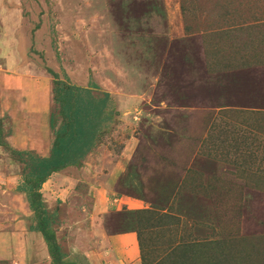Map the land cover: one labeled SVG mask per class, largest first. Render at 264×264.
<instances>
[{
  "label": "rangeland",
  "instance_id": "374dc122",
  "mask_svg": "<svg viewBox=\"0 0 264 264\" xmlns=\"http://www.w3.org/2000/svg\"><path fill=\"white\" fill-rule=\"evenodd\" d=\"M146 2L0 0V119L10 146H0V264H52L42 234L29 230L33 212L17 190L24 165L11 150L50 153L55 72L77 85L97 83L96 92L116 103L84 163L42 187L66 256L82 264H177L170 258L185 252L189 261L201 256L197 264H264V113L225 112L222 124L216 102L214 110L204 106L217 98V81L188 83V56L202 47L222 65L212 57L218 48L231 70L235 53L255 48L254 32L237 28L248 22L264 32V0L155 2L180 22L169 35L160 23L143 25ZM147 35H157L155 43L174 35L181 50L160 41L155 55L142 53L136 43ZM146 94L148 103L134 96ZM132 231L140 257L116 241ZM194 244L200 255L191 254Z\"/></svg>",
  "mask_w": 264,
  "mask_h": 264
},
{
  "label": "trees",
  "instance_id": "16d2710c",
  "mask_svg": "<svg viewBox=\"0 0 264 264\" xmlns=\"http://www.w3.org/2000/svg\"><path fill=\"white\" fill-rule=\"evenodd\" d=\"M54 76L53 93L56 105L49 115L50 130L53 134L50 153L43 156L29 149L11 151L14 160L24 165L22 181L17 190L25 197L33 212L35 223L31 225V229L42 234L52 264H82L66 256L62 251L53 226L56 216L52 215L45 204L42 187L52 174L69 167H80L84 163L87 156L96 148L102 133L114 121L116 103L108 92L97 93L100 88L93 81L87 86H82L58 79L59 74L56 72ZM3 134V122L0 119V146L10 148ZM196 246L195 244L191 246V254L200 255L203 250L196 251ZM182 253L184 258L180 259L181 254L172 255L170 258L172 262L197 264L201 257L193 255L191 262L188 260L190 254L185 257V252ZM201 264L215 263L204 260Z\"/></svg>",
  "mask_w": 264,
  "mask_h": 264
},
{
  "label": "crops",
  "instance_id": "0c3cea01",
  "mask_svg": "<svg viewBox=\"0 0 264 264\" xmlns=\"http://www.w3.org/2000/svg\"><path fill=\"white\" fill-rule=\"evenodd\" d=\"M147 2V7L144 9V12L146 14H150L147 19H145V23L143 25L149 26V25H154L157 26V23H160L163 27V29L168 35L171 32H176V27L179 28L178 24L180 23L176 16H174V13L172 10L167 6L164 7H159L158 4H155V2H161V0H146ZM249 4V3H248ZM244 6V5H243ZM253 5L246 6L245 10H239L235 12L238 14V18L244 15ZM132 13V11L130 12ZM129 13V14H130ZM151 15H154L158 18V20H155L154 23H152V18L150 17ZM242 20V19H241ZM242 23L240 21V25L237 29L239 30H245L248 29L247 32L252 31L254 34H252V38H256L258 43L255 48L252 45H250V52H248L247 55L241 56L240 54L235 53L231 60H234L232 67L234 68L231 70V65H229V61L227 62L228 64H225V58L223 59L222 56L217 53L219 49L214 50V53H212V57L216 60H221L223 64H218L213 60V62L208 61V56H206L205 53H203V47L202 44L204 43L203 41L201 42L200 47L202 53L200 55L195 54V55H190L188 56V83H192V85H195V83H201L203 86H207L213 81H217V98L216 99H211L208 103V108L211 110H214V106H217V118L215 119L217 122L219 121L220 123L224 124L226 121L229 120V117L226 116L225 112H232V113H237L241 111L242 113H252L254 112H261L264 113V32L258 33L251 28H253L254 24L250 23ZM223 26V24H219ZM114 26V25H113ZM9 30V29H8ZM168 31V32H167ZM8 32V31H7ZM245 32L242 34L244 35ZM12 33V32H11ZM156 33V31L154 32ZM10 35V32H8ZM248 34V33H247ZM250 35V34H249ZM155 36V37H153ZM157 35H147L143 36L139 42L136 44H139L138 49L144 52H152L154 55L155 53L158 52V43L160 41H163V44L166 45L168 48H172L171 50L176 52L178 49L181 50L182 46H178V44H174L172 46V43L175 41L173 39L174 35L169 36L167 39L159 40L155 43V40ZM241 36V35H240ZM239 36V37H240ZM162 37L158 36V39H161ZM246 38V37H245ZM176 42V41H175ZM179 42V41H178ZM155 43V44H154ZM181 44V43H179ZM215 45H222L219 41L215 42ZM197 46V44H196ZM190 47V45L188 46ZM260 47V48H258ZM206 48V47H205ZM175 49V50H174ZM190 50V48H188ZM207 51V50H206ZM178 53V52H176ZM191 54V53H190ZM199 58V60H198ZM209 63L210 67H205L204 63ZM239 63V64H236ZM219 67L216 68V67ZM207 66V65H206ZM230 66V67H228ZM226 67V71H224V68ZM210 68H216V70H210ZM198 77L201 78V81H199ZM226 84V88H223V86ZM145 89V88H143ZM144 94V93H143ZM137 97V101L139 102H147L146 98L149 97V95H134ZM162 97H168L167 95L161 93ZM161 97V98H162ZM126 99V98H125ZM216 104L213 106L214 103ZM162 104H164V100L161 101ZM144 106H148L144 104ZM203 106V108H204ZM213 106V107H212ZM207 107L204 108V111L208 109ZM204 115V114H203ZM235 115V114H232ZM227 118V120H223V118ZM233 136H236L235 134H232ZM237 138V137H236ZM235 142H239L238 139L234 140ZM57 174V173H56ZM136 207H143V205L136 204ZM136 209V208H135ZM141 213V212H140ZM31 229V225L29 226V230ZM139 229V228H138ZM31 232V231H29ZM31 237V236H29ZM125 240L118 241L119 239L117 238V243L120 244V247H128L130 249H135V252L138 254L141 251L140 249V244L138 241V234L137 231H132L128 234L127 237H124ZM115 244L114 247L118 246L117 243L113 242ZM17 250V249H16ZM14 250L13 254L17 256V252ZM139 255V254H138ZM140 257V255H139ZM138 264H141L138 263Z\"/></svg>",
  "mask_w": 264,
  "mask_h": 264
}]
</instances>
